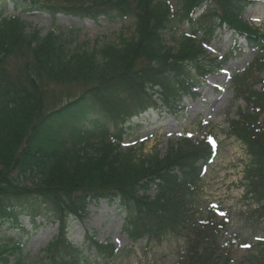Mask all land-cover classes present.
I'll list each match as a JSON object with an SVG mask.
<instances>
[{"label":"trees","instance_id":"trees-1","mask_svg":"<svg viewBox=\"0 0 264 264\" xmlns=\"http://www.w3.org/2000/svg\"><path fill=\"white\" fill-rule=\"evenodd\" d=\"M240 1L177 0L175 7L165 0H0V227L23 217L33 225L38 219L39 226L56 225L58 231L32 264H95L117 257L120 250L93 238L87 239L91 253L86 258L76 247L70 258L61 254L70 247L65 239L71 223L103 201L121 213L132 242L145 232L151 240L170 235L183 240L176 264H236L231 245L222 241L226 218L214 206L199 210L196 203L206 167L214 160L215 140L204 137L196 143L182 136L164 154L136 153L122 144L130 125L193 94L197 80L218 66L216 60L199 59L201 45L218 26L253 48L254 58L263 57L264 35L244 25ZM8 3L17 15L2 16ZM215 4L225 11L212 21ZM198 8L202 17L194 16ZM32 13L48 16L51 23L62 15L109 24L132 19L133 34L117 43L82 46L71 32L32 27L22 16ZM183 23L190 30L180 35L183 51L175 58L181 66H172L158 45L164 33H178ZM195 39L197 47L190 42ZM258 68L264 74V64ZM47 82L81 90L64 102L43 93ZM126 96L130 104H110ZM258 101L264 111V92ZM249 113L239 115L240 125L231 124L226 136L245 147L244 197L264 218V128ZM3 238L0 264H11L9 255H16L12 264H18L20 245ZM255 248L249 264H264V242Z\"/></svg>","mask_w":264,"mask_h":264},{"label":"rangeland","instance_id":"rangeland-1","mask_svg":"<svg viewBox=\"0 0 264 264\" xmlns=\"http://www.w3.org/2000/svg\"><path fill=\"white\" fill-rule=\"evenodd\" d=\"M165 1L170 6L177 7V0ZM240 3L242 4L240 14L244 25L264 35V0H241ZM215 5L212 9L214 15L209 18L212 21L225 11L218 4ZM201 12L200 8L196 9L194 16L202 17L205 13L201 14ZM1 14L8 17L18 13L12 12V5L8 3L1 10ZM22 16L31 21L32 27L42 29L43 32L52 29L61 33L71 32L73 36L76 35V42L82 46H94L96 41L100 44L110 41L117 43L119 37L129 38L133 34L132 19L109 24L105 20L94 23L90 20H77L62 15L51 23L49 17L41 13ZM178 28L179 32L176 34L164 33L158 45L159 48L164 47L162 51L168 53L165 57L166 61L172 66H181L177 64L175 58L178 56L176 53L183 51L180 47V35L190 30L184 23ZM196 36L199 37L200 33ZM208 38V42L204 46L201 45L199 59L206 63L216 60L219 65L203 80H197L193 94L177 97V102L166 107L167 109L162 107L165 110H151L130 125L122 149L132 148L136 153L141 150L144 154L157 150L164 154L170 142H177L185 135L196 143L204 137L212 136L216 139L217 151L201 179L196 203L199 210H207L214 206L224 222L226 218L228 225L222 233V241L226 246L231 245L236 264H249L248 259L256 251L255 247L259 242H264V218L253 213L252 210L256 208L252 207L249 198L244 197L243 172L249 160L245 147L234 138H228L226 133L231 124L235 127L240 125L239 115H251L250 111L254 112L253 115L264 128V111L258 107V97L264 92V74L258 67L264 64V55L259 60L254 58L255 50L245 47L243 42L231 35L224 26H218ZM190 42L194 46L197 44L195 47L198 46L196 39ZM187 46L189 48V45ZM260 46L264 54V44L261 43ZM185 63L188 61L186 60ZM13 66L17 67L16 64H12ZM179 69V72L184 73L186 66ZM23 75L21 72L20 77ZM41 89L49 98L54 99L55 95H59L66 102L77 97L81 87L76 85L63 89L47 82ZM122 103L130 104L127 96L110 102L112 106ZM147 193L151 195L150 190ZM80 219L72 222L69 227L65 241L70 247L61 251L66 258L71 257L70 254L73 253L70 249L75 247L78 248L83 259L89 256L91 253L87 249L89 238L120 250L117 257L95 264H176L179 256L184 252V241L172 235L164 236L160 240H151L150 234L145 232L136 242H132L122 228L121 213L105 201L89 205ZM41 223L42 220L38 219L33 225L28 219L19 217L17 224L0 227V236H4V241L10 238L20 245L18 264L35 263L44 256L42 250L58 234L56 225L39 226ZM16 259V255H9L11 264L15 263ZM87 260L94 259L90 257Z\"/></svg>","mask_w":264,"mask_h":264},{"label":"snow or ice","instance_id":"snow-or-ice-1","mask_svg":"<svg viewBox=\"0 0 264 264\" xmlns=\"http://www.w3.org/2000/svg\"><path fill=\"white\" fill-rule=\"evenodd\" d=\"M214 143V142H213ZM117 242H119V241H117ZM243 247H250V245H243Z\"/></svg>","mask_w":264,"mask_h":264}]
</instances>
